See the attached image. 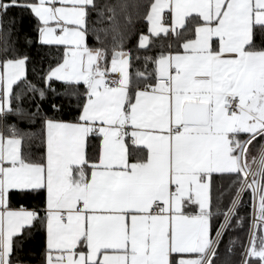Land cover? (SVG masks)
<instances>
[{
	"label": "snow or ice",
	"instance_id": "snow-or-ice-1",
	"mask_svg": "<svg viewBox=\"0 0 264 264\" xmlns=\"http://www.w3.org/2000/svg\"><path fill=\"white\" fill-rule=\"evenodd\" d=\"M0 264H264V0H0Z\"/></svg>",
	"mask_w": 264,
	"mask_h": 264
},
{
	"label": "trees",
	"instance_id": "trees-1",
	"mask_svg": "<svg viewBox=\"0 0 264 264\" xmlns=\"http://www.w3.org/2000/svg\"><path fill=\"white\" fill-rule=\"evenodd\" d=\"M34 21L31 20L30 17L25 16L24 22H23V26L26 30H30L31 29V25ZM246 231V230H245Z\"/></svg>",
	"mask_w": 264,
	"mask_h": 264
}]
</instances>
